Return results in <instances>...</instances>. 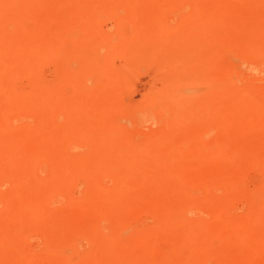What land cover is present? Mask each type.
Segmentation results:
<instances>
[{"label":"rangeland","instance_id":"rangeland-1","mask_svg":"<svg viewBox=\"0 0 264 264\" xmlns=\"http://www.w3.org/2000/svg\"><path fill=\"white\" fill-rule=\"evenodd\" d=\"M0 58V264H264V0H0Z\"/></svg>","mask_w":264,"mask_h":264},{"label":"bare ground","instance_id":"bare-ground-1","mask_svg":"<svg viewBox=\"0 0 264 264\" xmlns=\"http://www.w3.org/2000/svg\"><path fill=\"white\" fill-rule=\"evenodd\" d=\"M258 5H259V4H258ZM252 12H253V11H252ZM258 15H259V14H258ZM22 17H23V16H22ZM25 20H26V19H25ZM18 21H19V20H18ZM261 23H262V22H261ZM12 24H14V23L12 22ZM21 24H22V23H21ZM24 24H25V23H24ZM8 26H9V25H8ZM21 26H22V25H21ZM9 27H10V26H9ZM259 28H260V27H259ZM262 28H263V26H262ZM261 41H262V40H261ZM32 47H33V46H32ZM33 48H34V47H33ZM35 49H36V47H35ZM30 51H31V50H30ZM33 51H34V50H33ZM36 51H37V50H36ZM31 53H32V51H31ZM0 59H1V58H0ZM30 61H31V60H30ZM23 66H24V65H23ZM29 69H30V68H29ZM25 70H26V69H25ZM32 71H33V70H32ZM29 72H30V71H29ZM33 72H34V71H33ZM33 72H32V73H33ZM30 73H31V72H30ZM8 88H9V87H8ZM9 96H10V95H9ZM11 98H13V97H11ZM23 100H24V99H23ZM41 100H42V99H41ZM10 101H11V100H10ZM13 101H15V100H13ZM16 101H17V100H16ZM18 101H19V100H18ZM21 101H22V100H21ZM246 101H247V100H246ZM39 102H40V101H39ZM10 104H11V103H10ZM41 104H44V103L41 102ZM4 105H5V104H4ZM20 105H22L21 102H20ZM37 105H38V104H37ZM39 107H40V105H39ZM243 107H244V106H243ZM2 108H4V106H3ZM42 108H43V107H42ZM13 110H14V109H13ZM15 110H16V109H15ZM243 111H244V110H243ZM239 117H240V116H239ZM244 117H245V116H244ZM0 118H1V117H0ZM249 119H250V118H249ZM256 122H257V121H256ZM261 127H263V126H261ZM246 129H247V128H246ZM226 137H227V135H226ZM223 138H224V137H223ZM224 139H225V138H224ZM226 139H227V138H226ZM226 143H227V141H226ZM225 146H226V145H225ZM241 153H242V152H241ZM255 155H256V154H255ZM249 158H250V157H249ZM243 159H244V158H243ZM233 165H234V164H233ZM25 169H26V168H25ZM25 169H24V170H25ZM122 172H123V171H122ZM90 173H91V172H90ZM53 174H54V172L52 173V175H53ZM93 174H94V172H93ZM113 174H114V173H113ZM94 175H95V174H94ZM94 175H93V176H94ZM108 175H109V174H108ZM110 175H111V174H110ZM117 175H118V174H117ZM138 175H140V174H138ZM56 176H57V175H56ZM86 176H87V175H86ZM50 177L53 178V179L56 178V177L54 178V177H52V176H50ZM115 177H116V176H115ZM20 178H21V177H20ZM25 178H26V177H25ZM89 178H90V177H89ZM91 178H92V177H91ZM94 179H95V178H94ZM56 180H57V179H56ZM14 181H15V180H14ZM57 182H59V181H57ZM60 183H61V182H60ZM27 185H28V184H27ZM261 185H262V184H261ZM20 187H22V186H20ZM37 187H39V186L37 185ZM41 187H42V185H41ZM261 187H262V186H261ZM42 188H43V187H42ZM38 189L40 190V188H38ZM259 190H260V189H259ZM262 190H263V189H262ZM34 191H35V190H34ZM34 191H33V193H34V195H36V194H35L36 191H35V192H34ZM42 191H43V189H42ZM93 192H94V191H93ZM256 192H257V191H256ZM37 193H38V191H37ZM44 193H45V192H44ZM44 193L42 192V193H40V194H44ZM249 193H251V192H249ZM252 193H253V192H252ZM260 193H261V192H260ZM38 194H39V193H38ZM38 194H37V195H38ZM91 194H92V193H91ZM5 195H6V194H5ZM28 195H29V194H28ZM92 195H93V194H92ZM248 195H249V194H248ZM252 195H253V194H252ZM256 195H257V194H256ZM259 195H260V194H259ZM41 197H42V195H41ZM45 197H46V196H45ZM249 197H251V196L249 195ZM251 198H252V197H251ZM254 198H255V196H254ZM247 199H248V197H247ZM249 199H250V198H249ZM249 199H248V201H249ZM252 199H253V198H252ZM31 200H32V199H31ZM39 200H41V199H40V196H39ZM51 200H52V199H51ZM257 200H258V199H257ZM28 201H29V199H28ZM46 201H48V200H46ZM49 201H50V199H49ZM52 201H53V200H52ZM41 202H42V201H41ZM41 202H39V203H41ZM43 202H44V199H43ZM43 202H42V204H43ZM12 203H13V202H12ZM30 203H32V201H30ZM46 204H47V203H46ZM48 204H49V203H48ZM51 205H52V204H51ZM254 205H255V203H254ZM18 206H19V205H18ZM35 206H36V205H35ZM41 206H43V205H41ZM48 207H49V206H48ZM41 208H42V207H41ZM46 208H47V207H46ZM52 209H53V208H52ZM30 210H31V209H30ZM22 211H23V210H22ZM263 211H264V210H263ZM261 212H262V211H261ZM6 213H7V212H6ZM16 214H17V213H16ZM2 215H3V214H2ZM29 215H30V214H29ZM39 216H40V215H39ZM248 216H249V215H248ZM258 216H259V215H258ZM261 217H262V216H261ZM0 218H1V217H0ZM6 218H7V217H6ZM248 219H249V217H248ZM0 220H1V219H0ZM7 220H10V219H7ZM7 220H6V221H7ZM14 220H15V219H14ZM246 220H247V219H246ZM256 220H257V219H256ZM20 221H21V220H20ZM18 222H19V220H18ZM247 222H249V221L247 220ZM247 222H246V223H247ZM261 222H262V221H261ZM7 223H9V222H7ZM21 223H22V221H21ZM24 223H25V222H24ZM49 223H50V222H49ZM246 223H245V224H246ZM13 224H14V223H13ZM0 226H1V225H0ZM9 226H10V225H9ZM17 226H18V225H17ZM30 226H31V225H30ZM26 227H28V226H26ZM37 227H38V226H37ZM17 228H18V227H17ZM23 228H24V227H23ZM42 229H43V228H42ZM221 230L223 231L222 228H221ZM2 232H3V231H2ZM2 232H1V233H2ZM218 232H219V231H218ZM233 233H234V232H233ZM5 234H6V233H5ZM5 234H4V235H5ZM85 234H86V233H85ZM90 234H91V233H90ZM90 234H89V235H90ZM231 234H232V232H231ZM234 234H236V233H234ZM92 235H93V234H92ZM0 236H1V235H0ZM228 236H229V235H228ZM228 236H227V238H228ZM239 236H241V235H239ZM1 237H2V236H1ZM92 237H93V236H92ZM232 238H233V237H232ZM2 239H3V238H2ZM89 239H90V238H89ZM234 240H235V239H234ZM232 241H233V240H232ZM232 241H231L230 243H233ZM234 242H235V241H234ZM263 242H264V241H263ZM4 243H6V242H4ZM252 243H254V242L252 241L251 244H252ZM258 243H259V242H258ZM67 244H68V243H67ZM74 244H75V242H74ZM234 244H235V243H234ZM234 244H233V245H234ZM72 245H73V243H72ZM143 245H144V244H143ZM143 245H142V246H143ZM245 245H246V244H245ZM76 246H77V245H76ZM142 246H141V247H142ZM235 247H236V246H235ZM236 248H237V247H236ZM244 248H245V247H244ZM253 248H254V247H253ZM71 249H72V248H71ZM74 250H75V247H74ZM150 250H151V249H150ZM250 252H251V251H250ZM250 252H249V255L251 256L252 252H251V254H250ZM245 255H246V254H245ZM249 255H248V256H249ZM139 257H141V256H139ZM251 257H252V256H251ZM105 259H106V258H105ZM139 259H140V258H139ZM25 260H26V259H25ZM261 261H262V260H261ZM143 262H144V261H143ZM149 262H150V261H149ZM151 262H152V261H151ZM262 262H263V261H262ZM139 263H140V262H139ZM145 263H146V261H145ZM145 263H144V264H145ZM148 264H149V263H148ZM260 264H261V263H260Z\"/></svg>","mask_w":264,"mask_h":264}]
</instances>
